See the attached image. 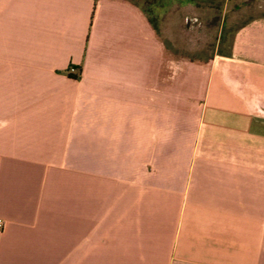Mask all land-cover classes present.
<instances>
[{
    "label": "crops",
    "instance_id": "0c3cea01",
    "mask_svg": "<svg viewBox=\"0 0 264 264\" xmlns=\"http://www.w3.org/2000/svg\"><path fill=\"white\" fill-rule=\"evenodd\" d=\"M174 46L132 0H0V264H264V17Z\"/></svg>",
    "mask_w": 264,
    "mask_h": 264
},
{
    "label": "rangeland",
    "instance_id": "374dc122",
    "mask_svg": "<svg viewBox=\"0 0 264 264\" xmlns=\"http://www.w3.org/2000/svg\"><path fill=\"white\" fill-rule=\"evenodd\" d=\"M140 5L175 54L207 60L228 54L235 32L264 17V0H132Z\"/></svg>",
    "mask_w": 264,
    "mask_h": 264
},
{
    "label": "built area",
    "instance_id": "2783aa9c",
    "mask_svg": "<svg viewBox=\"0 0 264 264\" xmlns=\"http://www.w3.org/2000/svg\"><path fill=\"white\" fill-rule=\"evenodd\" d=\"M69 73L70 74H76L77 73V69L75 67H71L70 70H69ZM5 228V223L0 220V232H2Z\"/></svg>",
    "mask_w": 264,
    "mask_h": 264
}]
</instances>
